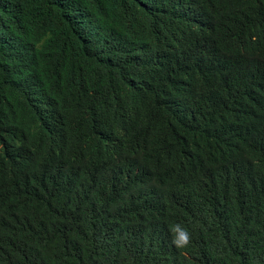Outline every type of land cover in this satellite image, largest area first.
Masks as SVG:
<instances>
[{
    "label": "trees",
    "instance_id": "16d2710c",
    "mask_svg": "<svg viewBox=\"0 0 264 264\" xmlns=\"http://www.w3.org/2000/svg\"><path fill=\"white\" fill-rule=\"evenodd\" d=\"M0 264H264V0H0Z\"/></svg>",
    "mask_w": 264,
    "mask_h": 264
},
{
    "label": "clouds",
    "instance_id": "9594fccd",
    "mask_svg": "<svg viewBox=\"0 0 264 264\" xmlns=\"http://www.w3.org/2000/svg\"><path fill=\"white\" fill-rule=\"evenodd\" d=\"M170 231L173 234L172 244L177 248H185L189 245L191 241V235L187 228L176 224L170 227Z\"/></svg>",
    "mask_w": 264,
    "mask_h": 264
}]
</instances>
